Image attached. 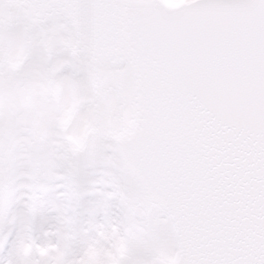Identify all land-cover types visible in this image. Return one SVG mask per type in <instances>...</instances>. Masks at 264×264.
<instances>
[{"label":"snow or ice","instance_id":"snow-or-ice-1","mask_svg":"<svg viewBox=\"0 0 264 264\" xmlns=\"http://www.w3.org/2000/svg\"><path fill=\"white\" fill-rule=\"evenodd\" d=\"M0 264H264V0H0Z\"/></svg>","mask_w":264,"mask_h":264}]
</instances>
